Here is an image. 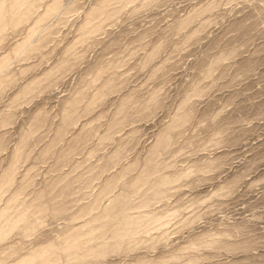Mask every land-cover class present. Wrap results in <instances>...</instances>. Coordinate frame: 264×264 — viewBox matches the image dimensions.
I'll list each match as a JSON object with an SVG mask.
<instances>
[{
  "label": "rangeland",
  "instance_id": "obj_1",
  "mask_svg": "<svg viewBox=\"0 0 264 264\" xmlns=\"http://www.w3.org/2000/svg\"><path fill=\"white\" fill-rule=\"evenodd\" d=\"M0 264H264V0H0Z\"/></svg>",
  "mask_w": 264,
  "mask_h": 264
}]
</instances>
